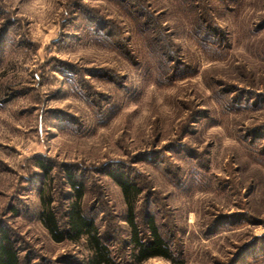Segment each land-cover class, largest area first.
<instances>
[{
  "label": "rangeland",
  "instance_id": "rangeland-1",
  "mask_svg": "<svg viewBox=\"0 0 264 264\" xmlns=\"http://www.w3.org/2000/svg\"><path fill=\"white\" fill-rule=\"evenodd\" d=\"M66 172L122 263L109 172L141 188L138 225L175 264H264V0H0V230L22 264L87 253L39 220L49 187L65 222Z\"/></svg>",
  "mask_w": 264,
  "mask_h": 264
},
{
  "label": "trees",
  "instance_id": "trees-1",
  "mask_svg": "<svg viewBox=\"0 0 264 264\" xmlns=\"http://www.w3.org/2000/svg\"><path fill=\"white\" fill-rule=\"evenodd\" d=\"M36 164L46 172V175L49 174V167L45 163L38 161ZM66 175L71 194L65 222H60L56 214L49 187L40 193L39 220L55 242L70 241L73 244L85 246L87 253L84 259L74 260L67 264H127L117 260L104 238L105 236L99 231L95 220L84 212L82 206L83 183L77 181L70 173L66 172ZM109 175L120 187L126 204V221L130 228L129 264H141L150 258H163L175 264L174 251L159 231L155 220L152 217L146 220L148 234H143L138 225L135 207L141 188L122 174L109 172ZM0 264H22L18 250L5 230H0Z\"/></svg>",
  "mask_w": 264,
  "mask_h": 264
}]
</instances>
